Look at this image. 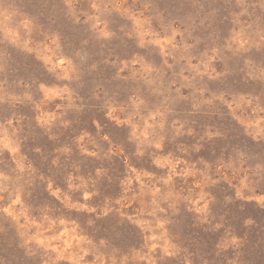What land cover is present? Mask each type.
<instances>
[{
    "label": "rangeland",
    "instance_id": "obj_1",
    "mask_svg": "<svg viewBox=\"0 0 264 264\" xmlns=\"http://www.w3.org/2000/svg\"><path fill=\"white\" fill-rule=\"evenodd\" d=\"M0 264H264V0H0Z\"/></svg>",
    "mask_w": 264,
    "mask_h": 264
},
{
    "label": "clouds",
    "instance_id": "obj_2",
    "mask_svg": "<svg viewBox=\"0 0 264 264\" xmlns=\"http://www.w3.org/2000/svg\"><path fill=\"white\" fill-rule=\"evenodd\" d=\"M105 139H107V137H105ZM155 147H156V148H159V147H160L159 142H156ZM169 179H171V177H169ZM156 191H159V190L157 189ZM53 194H54V193H53ZM85 199H87V197H85ZM130 219H131V218H130Z\"/></svg>",
    "mask_w": 264,
    "mask_h": 264
}]
</instances>
